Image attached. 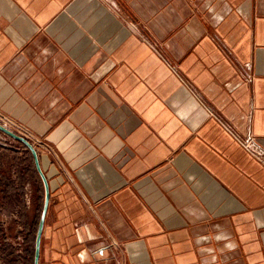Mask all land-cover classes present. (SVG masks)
I'll return each instance as SVG.
<instances>
[{
  "label": "crops",
  "instance_id": "1",
  "mask_svg": "<svg viewBox=\"0 0 264 264\" xmlns=\"http://www.w3.org/2000/svg\"><path fill=\"white\" fill-rule=\"evenodd\" d=\"M0 114L45 146L39 264H264V0H0Z\"/></svg>",
  "mask_w": 264,
  "mask_h": 264
},
{
  "label": "rangeland",
  "instance_id": "2",
  "mask_svg": "<svg viewBox=\"0 0 264 264\" xmlns=\"http://www.w3.org/2000/svg\"><path fill=\"white\" fill-rule=\"evenodd\" d=\"M20 136L24 137L23 135ZM0 146L4 149L2 151L3 155H0V157L2 156L6 166L4 168L6 171L4 169L0 171L7 172L8 178L13 175L17 179L20 175V180L24 179V185L21 186L23 190L22 198H18L17 193H9L8 198L0 195V258L5 264H13L18 260L15 256V247L13 245L14 237L17 234L16 230L18 226H22L23 230H25L24 226H27L28 211L26 208L23 210L22 206H26L27 201H29L32 207L30 212H35L34 233H36L43 207V185L40 183L41 179L36 171L33 155L27 151L22 142H18L0 131ZM36 190H38L37 193ZM35 195L39 200V204L36 206L38 210L35 207L37 202L35 203L33 200V196L35 197ZM34 233L31 235V240L33 241L35 239Z\"/></svg>",
  "mask_w": 264,
  "mask_h": 264
},
{
  "label": "water",
  "instance_id": "3",
  "mask_svg": "<svg viewBox=\"0 0 264 264\" xmlns=\"http://www.w3.org/2000/svg\"><path fill=\"white\" fill-rule=\"evenodd\" d=\"M0 131L3 132L4 134L12 137L13 139L22 142L26 148L32 153L36 169L38 171V174L42 180L43 187H44V203H43V209L42 213L39 219L38 223V228L35 236V256H34V264H39V255H40V246H41V238H42V233L44 229V224H45V216L49 204V197H50V192H49V184L47 181V178L41 168L40 161H39V156L36 147L31 143L30 140L27 138H24L11 129H9L7 126L3 125L0 123Z\"/></svg>",
  "mask_w": 264,
  "mask_h": 264
},
{
  "label": "built area",
  "instance_id": "4",
  "mask_svg": "<svg viewBox=\"0 0 264 264\" xmlns=\"http://www.w3.org/2000/svg\"><path fill=\"white\" fill-rule=\"evenodd\" d=\"M0 123L7 126L9 125L8 120H5L3 116L0 114ZM226 126V125H225ZM229 128V130L233 133L232 128L230 126H226ZM234 134V133H233ZM234 136L237 138V140L240 142V144L248 150L253 156L258 158L259 160H264V148H262L255 139L254 136H248V137H241L238 134H234ZM24 137H26L28 140L31 141V143L36 147H45L40 141L34 140V138L29 133H25Z\"/></svg>",
  "mask_w": 264,
  "mask_h": 264
},
{
  "label": "trees",
  "instance_id": "5",
  "mask_svg": "<svg viewBox=\"0 0 264 264\" xmlns=\"http://www.w3.org/2000/svg\"><path fill=\"white\" fill-rule=\"evenodd\" d=\"M23 144V143H22ZM24 145V144H23ZM26 148V146L24 145ZM27 149V148H26ZM28 152H30L27 149ZM41 183V182H40ZM13 182H11L5 172L0 171V190L8 192L9 190H12ZM43 197V196H42ZM43 199V198H42Z\"/></svg>",
  "mask_w": 264,
  "mask_h": 264
}]
</instances>
